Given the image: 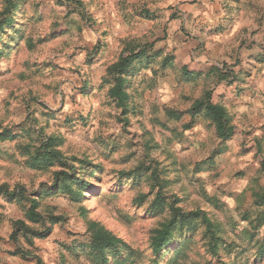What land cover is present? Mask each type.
<instances>
[{"label": "clouds", "instance_id": "1", "mask_svg": "<svg viewBox=\"0 0 264 264\" xmlns=\"http://www.w3.org/2000/svg\"><path fill=\"white\" fill-rule=\"evenodd\" d=\"M0 264H264V0H0Z\"/></svg>", "mask_w": 264, "mask_h": 264}]
</instances>
